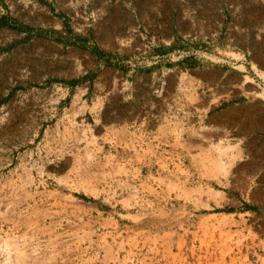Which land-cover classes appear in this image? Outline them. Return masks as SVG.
Masks as SVG:
<instances>
[{
  "label": "rangeland",
  "instance_id": "374dc122",
  "mask_svg": "<svg viewBox=\"0 0 264 264\" xmlns=\"http://www.w3.org/2000/svg\"><path fill=\"white\" fill-rule=\"evenodd\" d=\"M254 99L264 0H0V264H264Z\"/></svg>",
  "mask_w": 264,
  "mask_h": 264
},
{
  "label": "crops",
  "instance_id": "0c3cea01",
  "mask_svg": "<svg viewBox=\"0 0 264 264\" xmlns=\"http://www.w3.org/2000/svg\"><path fill=\"white\" fill-rule=\"evenodd\" d=\"M212 81H215L214 77ZM246 105H248L247 110H243V106H237L226 110L222 118L212 117L210 126L217 131L231 129L240 136L238 138L240 141H244L247 144L246 148L248 152H246L245 157L250 158L252 160L251 165L258 169L248 173L243 180L246 183L250 182L252 185H255L253 184L254 182H259L260 186L258 187H260L263 191L262 195H264V103L258 99H254ZM249 107L251 108L249 109ZM253 108L257 111L253 112ZM242 129L248 130L245 132ZM258 143L260 145L256 147ZM252 185V190L259 189Z\"/></svg>",
  "mask_w": 264,
  "mask_h": 264
},
{
  "label": "bare ground",
  "instance_id": "6f19581e",
  "mask_svg": "<svg viewBox=\"0 0 264 264\" xmlns=\"http://www.w3.org/2000/svg\"><path fill=\"white\" fill-rule=\"evenodd\" d=\"M12 264H16L15 261H13Z\"/></svg>",
  "mask_w": 264,
  "mask_h": 264
}]
</instances>
